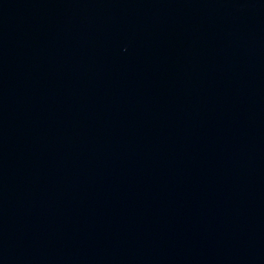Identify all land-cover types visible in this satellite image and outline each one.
I'll list each match as a JSON object with an SVG mask.
<instances>
[{
    "label": "water",
    "instance_id": "water-1",
    "mask_svg": "<svg viewBox=\"0 0 264 264\" xmlns=\"http://www.w3.org/2000/svg\"><path fill=\"white\" fill-rule=\"evenodd\" d=\"M0 264H264V0H0Z\"/></svg>",
    "mask_w": 264,
    "mask_h": 264
}]
</instances>
